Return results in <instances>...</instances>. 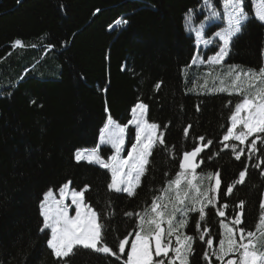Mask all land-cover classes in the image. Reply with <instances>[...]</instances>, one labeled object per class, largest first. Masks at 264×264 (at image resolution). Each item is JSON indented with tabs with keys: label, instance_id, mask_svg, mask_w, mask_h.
<instances>
[{
	"label": "trees",
	"instance_id": "16d2710c",
	"mask_svg": "<svg viewBox=\"0 0 264 264\" xmlns=\"http://www.w3.org/2000/svg\"><path fill=\"white\" fill-rule=\"evenodd\" d=\"M213 3L220 9L221 0ZM190 9L194 21L207 16L203 0H0V264H63L47 247L48 230H40L39 205L47 189L68 181L77 191L88 185L85 202L104 225V242L118 252L119 240L136 229V219L124 214L150 206L166 179L179 171L183 152L209 140L199 154L203 162L194 183L207 189L214 181L207 174L219 172L221 190L215 193V206L206 208L200 231L207 227L218 249L224 231L220 221L232 226L240 201L244 209L237 227L255 230L264 198V163L254 165L264 158V143L257 142L258 151L249 159L247 145L254 137L244 145L228 141L245 148L236 160L222 140L230 113L242 99L232 90L234 73L227 74L233 65L256 71L263 66L264 23L255 19L246 0L249 21L231 40L221 64L189 67L193 54L207 60L219 50L217 43L197 49L195 35L185 26ZM118 19L128 23L116 26ZM221 25L207 22L205 39L215 40ZM17 39L21 45L13 48ZM138 101L148 106L147 119L160 126L164 144L153 149L136 195L129 197L108 189L109 170L77 163L74 152L96 145L109 116L127 123ZM245 165L244 183L234 184ZM230 184L232 193L222 194ZM187 220L183 232L194 238L189 264H208L203 259L207 244L197 232L198 212ZM123 259L126 253L117 260L82 247L64 258L66 264H122ZM209 259L221 264L214 256Z\"/></svg>",
	"mask_w": 264,
	"mask_h": 264
},
{
	"label": "snow or ice",
	"instance_id": "6c2138e0",
	"mask_svg": "<svg viewBox=\"0 0 264 264\" xmlns=\"http://www.w3.org/2000/svg\"><path fill=\"white\" fill-rule=\"evenodd\" d=\"M252 2L256 8L255 19L264 23V0H252ZM203 4L209 15L205 16L204 21H201L199 25L191 27L193 10L190 9L185 16L186 29L195 33L197 46L219 44V50L213 56L199 61L201 64L219 65L228 54L231 40L249 21V13L245 11V0H221L222 11L216 8L213 0H203ZM215 21H220L225 25L213 34L218 37V41L211 38L205 39L203 32L205 22L211 26ZM127 23L122 19L115 21L116 26ZM19 45L21 41L17 39L12 47ZM199 55L198 52L193 54L189 67L197 64ZM236 69L237 66H230L227 75L232 76L234 73L235 78L231 81L232 90L242 99L235 104L231 112L229 117L231 126L227 128L222 143L223 148H231L235 159L240 160L245 148H238L236 144H230L228 141H238L240 145H244L249 137H254L247 145V152L251 159L258 151L257 142L264 143V87L259 86L264 84V66L258 71ZM242 77L246 86H241ZM160 86V83L155 85L157 89ZM219 90L229 91L228 88L223 87ZM230 94H232L231 91ZM31 103L34 105L36 101H31ZM147 107L143 102H138L131 109L132 118L123 126L116 124L109 116L105 128L101 130L100 144L91 150L77 149L74 152V159L77 163L87 161L89 164H98L101 168L109 170L112 178L108 189L127 193L129 197L136 195V189L140 186L141 177L146 172L148 157L153 149L158 144H164V133L158 131L160 126L156 123H149L146 119ZM105 111H108L107 107ZM129 125H134L136 128L135 142L128 150L127 157H121L120 153L124 150V134ZM190 127L191 125L184 128L185 136L188 135ZM198 139L203 141L205 138L199 137ZM211 143L212 141L209 140L207 144L195 146L191 151L183 152L179 171L176 172L174 178L166 179L159 190L160 194L153 195L150 206H146L142 212L124 214L136 219V229L119 240L118 252H114L104 242V225L99 222L98 213L85 202L88 185L77 191L70 188L71 181H69L59 188V199L54 197L52 189L46 191L39 205L40 216L43 218L40 230L42 232L46 229L51 230V236L47 239V247L51 250V254L57 258L58 262L66 264L64 258L70 257L74 249L82 247L96 253L110 254L117 260H121L126 253V259L122 260V264H189L194 238L184 233L183 229L188 224V214L198 212L200 220L197 222V232L199 240L207 244L203 259L208 264H211L210 256L216 257L221 264H224L226 257H230L226 264H264V198L259 201L261 211L254 231H246L243 227H237L242 224L244 201H240L237 205L240 211L236 212L232 219V226L223 220L220 221V227L224 231L221 233L218 249L213 248V239L209 229L205 227L203 231H200V222L206 219V208L215 206V193L221 190L219 172L207 174L206 178L209 181L213 178L215 180L214 185L210 184L207 189H202L200 184L194 183L198 179L196 169L203 162H197V158ZM102 144H110L115 150L107 161L99 154ZM262 163H264V158L254 166L260 167ZM247 167L248 165H245V170L239 172L234 184L244 183ZM261 175H264V171ZM165 176L167 177L168 174L165 173ZM202 179L200 178L201 183ZM234 184L228 185L226 193L222 192V194H231ZM185 185H187L186 188ZM69 193L72 204L75 205V216L68 214L69 206L64 204ZM218 215L224 217L225 212L218 210ZM237 232L239 240L236 239ZM129 236L135 238L129 240ZM128 244L130 248L126 251Z\"/></svg>",
	"mask_w": 264,
	"mask_h": 264
},
{
	"label": "rangeland",
	"instance_id": "374dc122",
	"mask_svg": "<svg viewBox=\"0 0 264 264\" xmlns=\"http://www.w3.org/2000/svg\"><path fill=\"white\" fill-rule=\"evenodd\" d=\"M246 1V0H245ZM250 2H251V7H252V12H253V15L255 16V11H256V8L254 7V5H253V2H252V0H250ZM216 8L218 9V10H220V11H222V7L220 6V9L216 6ZM245 11L247 12V10L245 9ZM205 12V14H207V15H209V12L207 11V10H205L204 11ZM249 15H250V13H249ZM201 21H204V16L203 17H201L198 21H194V19L192 20V23H191V27H195V26H197V25H199L200 23H201ZM207 22H205V24H206ZM219 23H222V22H220L219 21ZM222 24H224V23H222ZM185 26H186V24H185ZM225 25H221V26H219L216 30H215V32L216 31H218V30H220V28H222V27H224ZM187 32H189L188 30H187ZM194 35H195V33L194 32H192ZM204 36H205V38H207V36L205 35V33H204ZM215 37V36H214ZM212 40H214V39H212ZM214 41H218V37H216V39L214 40ZM195 43H196V37H195ZM218 44V43H217ZM197 46V45H196ZM204 46H206V45H203V44H201V45H199V46H197V49H200L201 47H204ZM229 46H230V44H229ZM219 49V46H218V48H217V50ZM201 59L200 58H198V61H197V64H200V61ZM263 66H264V64H263ZM138 102H141V101H138ZM138 102H136L134 105H133V107L138 103ZM132 107V108H133ZM230 116H231V113H230ZM229 116V117H230ZM131 118H132V115H131ZM130 118V119H131ZM146 119H147V116H146ZM148 120V119H147ZM112 121H114L116 124H119V125H121V126H123V125H126L127 123H125V124H123V123H121V122H119V121H117L116 119H112ZM108 122V121H107ZM148 122L149 123H153V122H151V121H149L148 120ZM231 126V121H230V119H229V127ZM104 128H105V126H104ZM158 131H159V129H158ZM226 134V133H225ZM100 136H101V134H100ZM100 136L98 137V139H97V142H96V145L93 147V148H95L98 144H100ZM135 137H136V128H135V126L134 125H129L128 127H127V129H126V131H125V134H124V150L120 153V156L121 157H127V152H128V150L129 149H131V146H132V143H134L135 142ZM258 142H260V141H258ZM261 143V142H260ZM101 146H103V147H105V149L102 151V153L99 151V154L103 157V159L105 160V161H107L108 160V157H110V156H112L113 154H114V152H115V150L111 147V145L110 144H102V145H100V147ZM106 147H108L109 148V150H106ZM93 148H83V149H89V150H91V149H93ZM149 158V157H148ZM98 165V164H97ZM110 172V171H109ZM197 173V172H196ZM110 174H111V172H110ZM111 178H112V175H111ZM69 182V181H68ZM111 182V181H110ZM67 183V182H66ZM214 183H215V180L213 181V185H214ZM65 184V183H64ZM70 188H71V186H70ZM49 189H52L53 190V194H54V197L56 198V199H59L60 198V192H59V188L58 189H54V188H49ZM49 189H47L46 191H48ZM71 189H74V188H71ZM76 190V189H75ZM45 191V192H46ZM44 192V193H45ZM43 193V194H44ZM42 199H43V196H42ZM64 204H66V205H68L69 207H68V214L70 215V216H75V214H76V211H75V205L74 204H72V201H71V195H70V193L67 195V197L65 198V200H64ZM89 205V204H88ZM43 219V218H42ZM46 230H48V233H49V236H48V238H50V236H51V230L50 229H46ZM135 237L133 236L132 237V239H134ZM131 239V240H132ZM129 248H130V245H129ZM128 248V249H129ZM227 262V261H226Z\"/></svg>",
	"mask_w": 264,
	"mask_h": 264
},
{
	"label": "water",
	"instance_id": "95a60500",
	"mask_svg": "<svg viewBox=\"0 0 264 264\" xmlns=\"http://www.w3.org/2000/svg\"><path fill=\"white\" fill-rule=\"evenodd\" d=\"M204 149H205V148H204ZM204 149H203V150H204ZM190 151H191V150H190ZM182 156H183V154H182ZM182 156H181V159H182ZM198 158H199V156H198ZM198 158H197V159H198ZM181 159H180V160H181Z\"/></svg>",
	"mask_w": 264,
	"mask_h": 264
},
{
	"label": "bare ground",
	"instance_id": "6f19581e",
	"mask_svg": "<svg viewBox=\"0 0 264 264\" xmlns=\"http://www.w3.org/2000/svg\"><path fill=\"white\" fill-rule=\"evenodd\" d=\"M197 162H198V159H197ZM198 169V168H197ZM197 169H196V171H197Z\"/></svg>",
	"mask_w": 264,
	"mask_h": 264
}]
</instances>
